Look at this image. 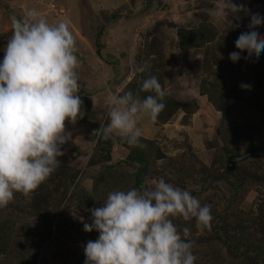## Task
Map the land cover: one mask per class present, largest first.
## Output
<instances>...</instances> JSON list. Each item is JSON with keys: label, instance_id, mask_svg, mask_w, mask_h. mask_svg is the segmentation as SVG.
<instances>
[{"label": "rangeland", "instance_id": "rangeland-1", "mask_svg": "<svg viewBox=\"0 0 264 264\" xmlns=\"http://www.w3.org/2000/svg\"><path fill=\"white\" fill-rule=\"evenodd\" d=\"M223 2L224 0H0V62L12 34L11 17L22 18L28 9L36 8L49 23L67 18L76 40L75 54L80 61L77 69L81 79L79 93L91 95L93 99L87 122H65V131L72 133V139L62 146L61 150L65 154L59 158L60 167L27 196L14 193V199L6 207H0V221L18 218L13 248L9 257H0V264H84L83 246L88 240L80 237L83 231L81 218L90 222V213L88 210L84 213L77 211L72 189L76 187L89 190L90 175L99 168L90 165L93 159L96 160L93 132L107 123L106 98L122 91L123 85H119L120 82L131 79L135 70L146 66L149 60L152 64L155 63V68L165 72L166 89L179 102L198 98L200 104L199 110L189 116L186 122L182 112H178L163 126H155L146 116L139 121L141 136L154 140L166 156L176 160L175 165L158 161L155 169H159L162 175L179 181L187 191L192 189L193 192H198L200 186L188 179L186 182L180 181L179 172L174 168L182 163L183 173L186 174L187 162L194 159L213 170L222 168L225 160L220 158L222 151L216 135L220 116L204 98H199L198 86L202 78L216 76L228 86L239 87L243 71L234 70L233 65L242 69L243 65H248L251 61L241 53L239 61L231 62L229 53L238 51L237 49L232 48L227 55L223 53V49L232 47L241 32L248 30L249 24V16L243 13H239V20L229 16L231 24L217 21L214 9ZM233 3L243 4L252 13L264 16V0H233ZM201 22L212 23L218 28L217 42L199 51H179L175 36L177 29L193 28ZM256 30L264 35V24ZM148 56L150 59L147 60ZM119 137L118 134L111 136L114 162L122 159V153L126 151L118 141ZM240 154L244 152L241 150ZM165 165H169V168L164 167ZM237 167L242 175L257 173L264 176V156L250 157L238 163ZM74 176L76 178L72 185L71 178ZM154 179L158 178L149 177L146 186H151ZM238 182L240 183V178ZM208 193L199 198L200 202L212 197ZM211 199L215 200L214 197ZM263 203L264 184L243 182L237 201L228 215L233 214L242 220L249 216L255 217L258 207ZM170 218L178 228V217ZM48 230L51 231L49 236ZM233 232L235 235L239 234L237 230ZM191 235L208 237L196 226ZM196 246L192 251L199 258L204 257V251L211 254L214 250L218 255H223V263L218 264H233L226 258L224 247L217 242ZM29 247L36 251L30 260L27 256H22ZM262 247L264 250V239ZM206 258L211 257L206 255ZM208 261L206 259V264Z\"/></svg>", "mask_w": 264, "mask_h": 264}, {"label": "clouds", "instance_id": "clouds-1", "mask_svg": "<svg viewBox=\"0 0 264 264\" xmlns=\"http://www.w3.org/2000/svg\"><path fill=\"white\" fill-rule=\"evenodd\" d=\"M239 13L249 16V24L235 41L238 51L229 53L233 63L242 52H247L246 59L264 52V35L256 30L264 16L233 0L214 9L216 20L229 24L228 17L239 20ZM70 24L67 18L49 23L36 8L22 18L11 17L12 34L0 62V207H6L14 193L27 196L60 167L62 146L72 139L65 122L74 124L82 113L80 61ZM139 91L153 94L109 95L107 123L93 133L103 139L118 134L137 146L139 121L146 116L155 123L166 95L154 75L141 82ZM88 212L90 222L81 218L83 231L99 235L83 246L84 264H194V241L187 239L191 229L178 230L170 217L194 220L197 228L210 227L213 219L211 205H201L189 191L162 177L152 180L151 186L111 191Z\"/></svg>", "mask_w": 264, "mask_h": 264}, {"label": "trees", "instance_id": "trees-1", "mask_svg": "<svg viewBox=\"0 0 264 264\" xmlns=\"http://www.w3.org/2000/svg\"><path fill=\"white\" fill-rule=\"evenodd\" d=\"M177 48L181 52L199 51L214 45L219 37L218 28L209 22H201L193 28H180L176 31ZM236 49L235 43L232 47L228 46L223 49L227 55L231 50ZM214 49V48H213ZM248 55L247 52H242ZM150 59V57H147ZM146 60V62H147ZM248 65H233L234 70L242 72L239 87H231L219 77H205L200 80L198 86L199 98H204L206 102L213 107L214 111L220 116V126L216 135L220 143L222 154L220 158L225 160L220 170H213L206 167L198 160H189L186 165V174L182 163L174 170L179 172V180L186 182V179L193 181L196 186H200L199 191L188 189L191 194L201 198L208 191L209 196L215 198L204 199L201 205H211V214L213 219L210 227L201 228L206 236L191 235L190 239L194 241L193 248L196 245H209L217 242L226 250V258L229 263L233 264H264V250L262 241L264 239V203L257 209L255 217H247L245 220L235 217L233 214L228 215L229 210L237 201L239 191L243 182L263 183L264 176L257 173L251 175H242L236 165L233 171H227V155L240 154L241 150L248 151L262 150L264 147V52L259 58L255 56L249 58ZM153 61V60H152ZM155 65V63H153ZM151 60L141 68L135 70L131 79L124 85L119 95L124 92L132 91L134 94L139 93L141 98L153 93L140 92L141 82L148 76H156L161 83L166 95L163 103L164 109L159 113L155 126H163L171 121L178 112L184 113L185 122L189 116L199 110L198 98H192L184 102H179L173 94L166 89L165 72L160 68H155ZM243 64V63H242ZM78 72V70H77ZM79 77V72H78ZM80 84V80L78 79ZM241 85L248 87L242 88ZM80 95L82 106L81 114L78 121L85 123L89 120L90 112L93 106L91 95L78 93ZM98 128V127H97ZM97 137V139H95ZM93 151L96 154V160L93 159L91 166H98V170L90 175L91 188L89 190L78 189L73 187V196L75 207L79 213H84L93 207H99L107 194L115 190H128L133 187L140 188L146 186L149 177L164 178L165 182L173 186L185 189L183 184L175 181L172 177L162 175L159 169H155L158 161L175 165V158L166 156L157 146L154 140L140 136L137 146H130L121 137L118 138L121 146L126 150L122 153V159L113 161L112 159V138L103 139L97 134L94 135ZM253 158V156H251ZM194 158V157H193ZM240 163V162H239ZM238 164V163H237ZM171 165V164H170ZM164 167L169 168V165ZM191 172L194 174H191ZM76 176L71 178L73 185ZM240 178V183L238 179ZM35 212V211H34ZM17 217L8 218L0 221V257H9L12 242L16 230ZM178 230L188 227L193 230L195 221H184L178 217L176 220ZM236 227L237 229H234ZM237 230L239 234H233ZM47 235H51L48 230ZM99 233L93 231L86 233L81 232V239L96 240ZM32 247H29L22 256H27L28 260L34 254ZM194 264L223 263V255H219L214 250L210 254L207 250L202 254L204 257H197ZM210 255V259L206 258ZM213 258H212V256ZM204 258V259H203ZM206 258V259H205ZM24 259V257L22 258Z\"/></svg>", "mask_w": 264, "mask_h": 264}, {"label": "water", "instance_id": "water-1", "mask_svg": "<svg viewBox=\"0 0 264 264\" xmlns=\"http://www.w3.org/2000/svg\"><path fill=\"white\" fill-rule=\"evenodd\" d=\"M264 121V120H263ZM251 156H264V147L259 151H248L242 155L228 154L227 155V171H233L239 162H243Z\"/></svg>", "mask_w": 264, "mask_h": 264}, {"label": "crops", "instance_id": "crops-1", "mask_svg": "<svg viewBox=\"0 0 264 264\" xmlns=\"http://www.w3.org/2000/svg\"><path fill=\"white\" fill-rule=\"evenodd\" d=\"M83 58H85V59H84V61H86V60H87V58H86L85 56H84ZM79 80H80V82H81V79H79Z\"/></svg>", "mask_w": 264, "mask_h": 264}]
</instances>
